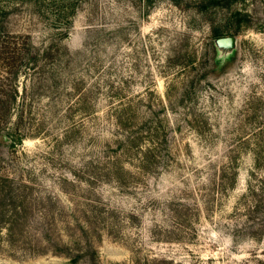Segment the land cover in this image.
Wrapping results in <instances>:
<instances>
[{
    "label": "rangeland",
    "instance_id": "374dc122",
    "mask_svg": "<svg viewBox=\"0 0 264 264\" xmlns=\"http://www.w3.org/2000/svg\"><path fill=\"white\" fill-rule=\"evenodd\" d=\"M71 2L78 10L68 21H56L50 11L38 15L28 2H0L3 37L15 40L16 34L24 33L40 46L56 36L55 30L69 25L64 45L71 51L101 50L97 56L104 60L96 73L97 117L68 110L75 100L67 91L38 97L20 123L32 135L0 154V174L14 179L15 195L11 205L0 195V264H72L67 255L53 250L56 231L47 206L51 195L66 210L57 215V222L71 223L69 228L67 222H58L65 238L75 232L74 227L79 229L76 222L84 220L89 198L119 211L112 225H96L100 236L91 231L99 264H264V235L250 237L264 221V212L246 214L243 198L254 174H264V163L256 167L253 151L258 141L264 154V0L237 4L252 14L253 27L236 34L227 31L236 28L232 9L214 8L202 14L195 0L180 4L153 0L141 6L138 0ZM95 27L103 29L99 40L93 37ZM214 31L239 36L236 60L221 75L206 73L193 99H183L182 92L192 87L204 66ZM185 50L188 57L195 52L197 57L192 64L179 66L176 55ZM211 60L207 69L212 68ZM76 70L81 72L80 66ZM23 79L18 81L20 92ZM116 92L120 98L109 97ZM128 101L142 111L167 106L169 151L163 153L166 161L160 171L125 186L114 182L88 186L77 180L76 167L87 170L89 161L115 148L121 130L108 110ZM16 114L17 109L7 127L16 121ZM244 140L251 145H242ZM0 141L7 143L1 137ZM64 175L73 183L63 182ZM20 181L31 186L39 205L27 215L25 227L20 222L12 226V220L10 230ZM130 213L135 216L123 221L122 216Z\"/></svg>",
    "mask_w": 264,
    "mask_h": 264
},
{
    "label": "trees",
    "instance_id": "16d2710c",
    "mask_svg": "<svg viewBox=\"0 0 264 264\" xmlns=\"http://www.w3.org/2000/svg\"><path fill=\"white\" fill-rule=\"evenodd\" d=\"M6 1V0H0ZM28 2L35 7L38 15L50 13L54 15L55 20H64L75 15L78 10L77 4L72 0H20ZM153 0H138L140 6L149 5ZM176 4H180L181 0H173ZM241 0H195V7L198 12L207 14L214 8L232 9L231 19L236 20V28L234 31L229 28L230 33H238L241 29L253 27L252 14L246 7L242 6L240 10L237 5ZM246 0H242L244 3ZM94 38L98 40L103 31L102 28L95 27ZM69 25L55 30L49 42L40 46L35 45L30 35L19 33L16 34L15 40L10 37H3L0 29V137L7 135L10 138L9 143L0 141V154L4 151L12 150L17 144L28 137L29 134L24 132L20 127L23 121L24 113L27 107H31L34 100L38 97H55L62 96L67 91V95L74 97L68 110L80 112L86 117H97L98 95L100 90V80L96 73L103 65V61L99 56L101 50L81 49L71 51L63 43L65 37L68 36ZM224 33L214 31L212 39L223 36ZM211 39V40H212ZM87 45V44H86ZM208 49L203 56V68L192 80V87L186 88L181 94L183 99H193L196 87L204 79V75L214 70L215 50L212 41L207 43ZM212 53L214 65L207 69L206 65L211 60L208 56ZM195 52V51H194ZM209 53V55H208ZM89 54V57H87ZM96 55V58H93ZM208 55V56H207ZM188 51L179 52L176 55V64L179 66H187L193 63L197 57L195 52L193 56L188 57ZM212 61V60H211ZM80 66L81 72H77ZM93 73V74H92ZM85 75H88L92 82H88ZM23 79L21 92L18 81ZM170 92V88L168 89ZM152 92L151 95H153ZM112 96L120 98V92H116ZM71 97V98H72ZM167 98L170 99L169 93ZM17 109L15 122L12 126L5 125L11 117L12 111ZM167 106L162 103L159 111L139 110L136 109L130 101L120 106L108 110L109 117L114 124L121 130L116 136L115 148L112 152H106L104 155L89 161L88 169L76 167L73 175L79 181H85L88 186L100 182H114L119 186L130 185L133 181L139 180L142 175L155 174L160 171L162 163H164V151H169L170 131L167 130L168 118L165 113ZM164 113L163 116H160ZM20 114V115H19ZM257 116L254 112L253 118ZM64 136L68 139V133ZM115 137V135H114ZM242 145H251L250 140H244ZM253 148L256 167L259 168L264 163V154L261 149L260 142H255ZM109 148L111 147L108 144ZM0 155V163L3 162ZM134 167V168H131ZM134 169V170H132ZM78 177V178H77ZM65 183H73L67 176L61 178ZM256 179V180H255ZM10 176L0 174V195L2 193L4 199L10 201L13 198V181ZM17 201L12 210L16 213L13 218H9V228L13 229L14 224L19 222L25 227L28 221V214L31 209L39 205L38 196H35L29 184L20 181L18 187ZM244 208L246 214L256 211L264 212V174L256 176L254 180L248 182L247 192L243 195ZM99 199V198H98ZM86 202L84 211V220H77L79 229L74 227L75 232L64 237L61 234L63 228L60 229L58 222L65 224L63 219L58 220L57 215L61 216L66 210L56 196L48 198V210L52 212L53 228L56 231L55 237L51 238L54 245V253H64L67 255L72 264H79L80 261H87L89 264H99L97 252L91 238V231H95L100 236V230L97 224L102 223L101 227H105L109 223L112 225L113 219H119L120 213L113 207L89 198ZM11 205V201H10ZM2 213V212H1ZM16 218L14 219V217ZM134 213L123 215V221H129ZM15 222H13V221ZM13 223H12V222ZM12 223V226H11ZM71 228V223L65 224ZM24 229V228H23ZM65 229V228H64ZM99 233V234H98ZM264 235V221L259 223L251 234V238L260 239Z\"/></svg>",
    "mask_w": 264,
    "mask_h": 264
},
{
    "label": "water",
    "instance_id": "95a60500",
    "mask_svg": "<svg viewBox=\"0 0 264 264\" xmlns=\"http://www.w3.org/2000/svg\"><path fill=\"white\" fill-rule=\"evenodd\" d=\"M212 43L215 50V65L214 70L209 71L210 74L221 75L224 71L234 63L239 52V36L227 35L219 36L212 39ZM2 140L10 142V138L7 135H3Z\"/></svg>",
    "mask_w": 264,
    "mask_h": 264
},
{
    "label": "flooded vegetation",
    "instance_id": "af4514ba",
    "mask_svg": "<svg viewBox=\"0 0 264 264\" xmlns=\"http://www.w3.org/2000/svg\"><path fill=\"white\" fill-rule=\"evenodd\" d=\"M214 65L213 59H212V66ZM214 68V67H213Z\"/></svg>",
    "mask_w": 264,
    "mask_h": 264
}]
</instances>
